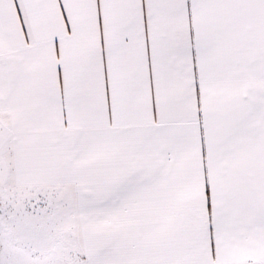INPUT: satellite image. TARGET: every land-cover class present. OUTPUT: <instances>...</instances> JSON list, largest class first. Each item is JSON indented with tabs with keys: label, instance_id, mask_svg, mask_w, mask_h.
<instances>
[{
	"label": "snow or ice",
	"instance_id": "1",
	"mask_svg": "<svg viewBox=\"0 0 264 264\" xmlns=\"http://www.w3.org/2000/svg\"><path fill=\"white\" fill-rule=\"evenodd\" d=\"M0 264H264V0H0Z\"/></svg>",
	"mask_w": 264,
	"mask_h": 264
}]
</instances>
